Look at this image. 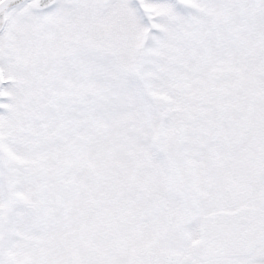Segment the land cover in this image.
Here are the masks:
<instances>
[{
  "label": "snow or ice",
  "instance_id": "snow-or-ice-1",
  "mask_svg": "<svg viewBox=\"0 0 264 264\" xmlns=\"http://www.w3.org/2000/svg\"><path fill=\"white\" fill-rule=\"evenodd\" d=\"M0 264H264V0H0Z\"/></svg>",
  "mask_w": 264,
  "mask_h": 264
}]
</instances>
